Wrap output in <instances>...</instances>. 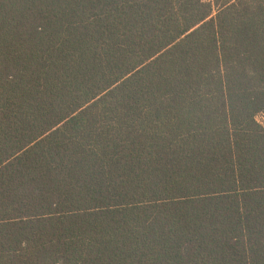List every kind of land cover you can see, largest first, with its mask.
Segmentation results:
<instances>
[{
	"label": "trees",
	"instance_id": "1",
	"mask_svg": "<svg viewBox=\"0 0 264 264\" xmlns=\"http://www.w3.org/2000/svg\"><path fill=\"white\" fill-rule=\"evenodd\" d=\"M213 1L0 0V264H264V0Z\"/></svg>",
	"mask_w": 264,
	"mask_h": 264
},
{
	"label": "rangeland",
	"instance_id": "2",
	"mask_svg": "<svg viewBox=\"0 0 264 264\" xmlns=\"http://www.w3.org/2000/svg\"><path fill=\"white\" fill-rule=\"evenodd\" d=\"M224 0H218V3L221 4ZM215 2V0L213 1ZM257 122L260 124V126L264 129V116L263 115H258L256 117Z\"/></svg>",
	"mask_w": 264,
	"mask_h": 264
},
{
	"label": "built area",
	"instance_id": "3",
	"mask_svg": "<svg viewBox=\"0 0 264 264\" xmlns=\"http://www.w3.org/2000/svg\"><path fill=\"white\" fill-rule=\"evenodd\" d=\"M201 1L204 3L210 4V3H212L213 0H201Z\"/></svg>",
	"mask_w": 264,
	"mask_h": 264
}]
</instances>
